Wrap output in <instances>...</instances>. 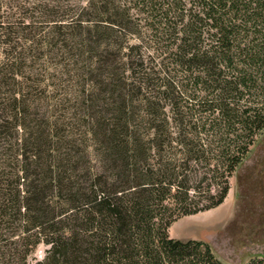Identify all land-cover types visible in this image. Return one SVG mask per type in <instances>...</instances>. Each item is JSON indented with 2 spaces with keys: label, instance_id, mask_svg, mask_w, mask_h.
I'll list each match as a JSON object with an SVG mask.
<instances>
[{
  "label": "trees",
  "instance_id": "1",
  "mask_svg": "<svg viewBox=\"0 0 264 264\" xmlns=\"http://www.w3.org/2000/svg\"><path fill=\"white\" fill-rule=\"evenodd\" d=\"M35 5L0 0V264H227L169 228L264 130V0Z\"/></svg>",
  "mask_w": 264,
  "mask_h": 264
},
{
  "label": "rangeland",
  "instance_id": "2",
  "mask_svg": "<svg viewBox=\"0 0 264 264\" xmlns=\"http://www.w3.org/2000/svg\"><path fill=\"white\" fill-rule=\"evenodd\" d=\"M71 5L73 0H59ZM39 0H3L5 24L20 22L40 13ZM1 58V54H0ZM230 190L218 206L185 215L169 228L172 237L203 239L216 256L227 264H245L255 257L264 258V130L230 179ZM44 246L35 254L41 257Z\"/></svg>",
  "mask_w": 264,
  "mask_h": 264
}]
</instances>
